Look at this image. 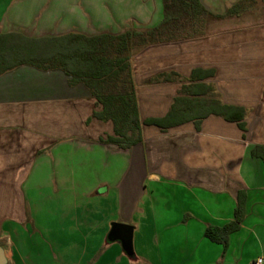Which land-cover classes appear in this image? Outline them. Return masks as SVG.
Listing matches in <instances>:
<instances>
[{"label":"crops","instance_id":"crops-1","mask_svg":"<svg viewBox=\"0 0 264 264\" xmlns=\"http://www.w3.org/2000/svg\"><path fill=\"white\" fill-rule=\"evenodd\" d=\"M200 1L213 16L205 36L129 60L141 122L130 149L107 142L113 122L96 118L103 106L63 71L0 76V245L10 264L264 260V0ZM163 18L164 0H0V34L29 38L120 36ZM241 192L246 217L224 250L205 232L235 220ZM114 223L134 227L133 257L108 240Z\"/></svg>","mask_w":264,"mask_h":264},{"label":"trees","instance_id":"trees-1","mask_svg":"<svg viewBox=\"0 0 264 264\" xmlns=\"http://www.w3.org/2000/svg\"><path fill=\"white\" fill-rule=\"evenodd\" d=\"M246 2L229 9L227 15L239 13ZM212 17L200 0H164L162 22L145 32L45 38H29L15 32L0 34V76L22 66L63 71L72 79V85L83 83L103 106L96 118L113 122L115 137L107 142L127 150L141 142V122L131 86L129 60L132 54L141 47L205 36ZM159 123L148 121L145 124ZM245 217L246 194L241 192L235 220L224 227H207L205 236L227 250L230 236L241 229Z\"/></svg>","mask_w":264,"mask_h":264},{"label":"water","instance_id":"water-1","mask_svg":"<svg viewBox=\"0 0 264 264\" xmlns=\"http://www.w3.org/2000/svg\"><path fill=\"white\" fill-rule=\"evenodd\" d=\"M134 227L130 225L114 223L108 236L110 242H120L125 253L129 257L134 256ZM0 264H10L5 247L0 245Z\"/></svg>","mask_w":264,"mask_h":264},{"label":"rangeland","instance_id":"rangeland-1","mask_svg":"<svg viewBox=\"0 0 264 264\" xmlns=\"http://www.w3.org/2000/svg\"><path fill=\"white\" fill-rule=\"evenodd\" d=\"M211 23V22H210ZM209 23V24H210ZM212 27V30L214 31V30H218V23H214L213 24V26H211ZM209 28V27H208ZM133 55V54H132ZM32 184H36V183H30V185H32ZM90 184V183H89ZM91 184H95V183H92L91 182ZM35 200V199H34ZM28 210H29V206H28V208H27ZM31 216V215H30ZM33 216V215H32ZM30 222H31V226L33 227V221H32V219L30 220Z\"/></svg>","mask_w":264,"mask_h":264},{"label":"built area","instance_id":"built-area-1","mask_svg":"<svg viewBox=\"0 0 264 264\" xmlns=\"http://www.w3.org/2000/svg\"><path fill=\"white\" fill-rule=\"evenodd\" d=\"M255 264H264V260L263 259H258Z\"/></svg>","mask_w":264,"mask_h":264}]
</instances>
